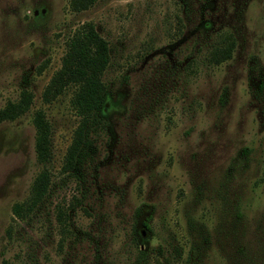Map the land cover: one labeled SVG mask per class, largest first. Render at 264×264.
<instances>
[{"label":"rangeland","instance_id":"obj_1","mask_svg":"<svg viewBox=\"0 0 264 264\" xmlns=\"http://www.w3.org/2000/svg\"><path fill=\"white\" fill-rule=\"evenodd\" d=\"M70 2L0 0V109L33 94L0 123V264H264V0ZM85 22L111 63L101 124L72 172L73 90L43 93ZM229 36L232 57L214 64ZM38 109L52 123V182L22 220L12 206L44 168Z\"/></svg>","mask_w":264,"mask_h":264},{"label":"trees","instance_id":"obj_2","mask_svg":"<svg viewBox=\"0 0 264 264\" xmlns=\"http://www.w3.org/2000/svg\"><path fill=\"white\" fill-rule=\"evenodd\" d=\"M97 1L71 0L70 5L73 11L79 12L89 9ZM234 48L235 41L229 36L212 49L209 59L214 64H220L232 57ZM110 63L109 41L102 36L93 22H85L68 40L62 66L54 73L45 88L43 99L47 103L54 101L68 89H72V106L81 118L73 142L68 149L65 171L74 172L80 167L86 149L89 147V134L98 124H101L102 119L99 114L105 105L107 94V85L103 76ZM32 103V92L23 90L18 100L10 101L0 109V123L15 120L30 110ZM33 123L36 129V156L44 168L33 181L30 197L25 201L15 202L12 206L14 216L22 220L26 219L45 199L52 182V174L47 167L52 159V123L43 109L34 112ZM59 218L67 231L69 225L66 213L59 211ZM143 225L147 228L150 226L148 219L143 222ZM144 258V251L140 249L138 262H142Z\"/></svg>","mask_w":264,"mask_h":264}]
</instances>
